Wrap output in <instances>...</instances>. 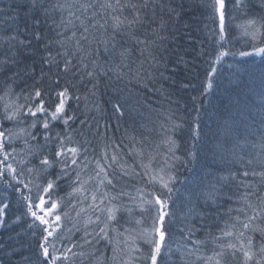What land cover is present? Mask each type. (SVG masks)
Here are the masks:
<instances>
[{"label":"snow or ice","instance_id":"snow-or-ice-1","mask_svg":"<svg viewBox=\"0 0 264 264\" xmlns=\"http://www.w3.org/2000/svg\"><path fill=\"white\" fill-rule=\"evenodd\" d=\"M230 3L233 7L241 6V0H230ZM173 5L174 0H45L43 3L41 0H29L31 11L41 12L45 16V23L49 17L52 18L51 28L58 39L46 40L45 49L49 50L53 43L60 47L61 51L56 53V57L62 58L64 72L76 67L72 63L73 58H77L76 53H82L77 62L84 69L88 67L84 63L85 56L95 55L96 58L91 60L92 70L87 72V78L91 82L88 91L96 96L103 79L105 91L112 89L115 94L109 102L117 121L126 111L135 110L133 100L135 104L140 103L139 98L134 97L132 90L128 89V84L133 82L145 88L151 82L159 95L168 99L170 104L174 103L171 101V94L157 83L160 79L171 77H164L163 72L155 71L161 67L160 57L169 51L163 42L175 43V33L171 38L168 35L169 23L174 24L180 19L183 5ZM203 7L209 10L207 15L212 24H216L218 20V31L217 28L205 26L208 47H201L199 51L206 64L200 92L207 95L214 89V78L218 76V67L222 65L225 57L264 56V46H261L264 41L252 43V51H231L225 28L226 0H204ZM126 10L130 11V16ZM57 14L59 20L55 18ZM33 23L36 25L39 21ZM242 27L246 36L257 41L264 37V15L259 20L248 19ZM22 34L27 36L28 28L22 29L19 26L17 17L11 14V10H0V190H11L16 199L19 215L15 217L14 223L23 219L33 230V234H40L37 241L39 255L35 258V264H56L61 259L55 255L56 244L67 239L60 229L63 227L62 217L69 216L68 208L76 210L77 218L81 213H89L84 220L82 239L85 243H91L87 239L91 236L97 243L103 240L111 244L109 233L116 231L123 214L125 223L136 225L135 229L125 228V232H136L135 237L125 240V243L128 239L132 240L130 250L134 253L142 252L137 241L149 248L147 257L140 255L136 259H146L149 264H157L160 258V264H164L161 258L162 249L165 256H170L172 252L170 229L175 223L176 213L173 208L177 203L173 200V194L178 191L175 188L176 165H190L199 158L196 150L199 147L197 142L202 138V129L197 123L199 110L193 104L196 115L192 124L195 127L192 124L188 126L192 133V147L186 153L191 159L186 160L176 154L178 145L173 136L183 128V118L173 119L175 110L171 107L168 109L169 115L166 119L170 127L166 129L169 134L163 141L167 145L163 166L154 170L151 168L152 160L147 164L142 161L140 167L144 169L143 175L148 178L152 187L137 188L133 195L124 188H118L114 179L140 173H136L135 168L125 163L117 165L120 177L110 176L109 170H113V165L117 162L115 152L109 156L107 151H103L100 159H89L87 153L91 141L87 138L76 141L73 139L75 130L69 131L70 121L75 123L77 120L69 101H76V106L79 107L81 96L70 92L69 86L60 85L58 78L52 80V84L57 86L53 91L37 86L43 81L44 70L41 68L37 74L35 62H26L25 57L34 55L31 51L33 40L39 42L45 38L38 31H32L31 39L28 40L21 39ZM117 36L124 38L123 41L117 40ZM69 44L74 48L71 56L68 52ZM101 52L105 54L103 60L100 59ZM133 52L138 54L139 59ZM56 57L48 51L47 56L42 58L49 65V72L53 64L59 66ZM177 59L179 63H187L182 57ZM145 60L148 62L147 67ZM83 79L81 77V82ZM29 80L32 81L30 90ZM120 81H126L123 87L118 83ZM14 86L20 87L21 91L15 92ZM53 94L56 100L46 107L47 100ZM83 99L85 119L80 120V124H87L92 128L88 124L87 113L92 109L88 107L87 95ZM192 99L195 101L199 97L194 96ZM93 107L97 115L103 118V106L97 101ZM91 119L96 121L93 134H98L100 120L96 117ZM56 122L64 126L63 133L56 131ZM119 126L117 123L116 127ZM107 127L106 125L105 133ZM80 135L83 137V132ZM227 138L226 132L225 139ZM17 141H22L23 144L19 152ZM252 147L259 148V152L250 154L247 159L238 157L240 168L227 169L225 175L224 169L210 167L181 194L183 199L179 203L182 206L181 231L184 247L187 248L190 243L192 248L189 251L196 254L197 259L204 258L209 264H229V257L236 260L239 256V264H264V191L261 190L264 186V156L261 155L264 153V133H261L260 143L253 144ZM130 151H134L137 156L142 155V150ZM226 151L224 142L217 138L213 146V156L224 160ZM24 153V158L16 162L18 166H14L9 158L15 159L17 155ZM256 164L262 170L256 171L252 168L249 171V166ZM89 165H94V168L91 173L84 175L88 172ZM61 182L67 183L70 188L66 194L67 206L65 197L59 195ZM233 185L236 189H243L235 200L230 195ZM5 200L6 197H0V226L5 223V210L9 207ZM222 200H233L240 206L229 207V220H225L218 229V234L212 236L213 254L205 256L201 248L207 241L193 239L200 229L192 224V220L198 218L203 226L205 221L212 219L209 208H219ZM134 212L139 215L133 216ZM91 225L95 227L89 230ZM73 228L80 231L75 225ZM68 231L72 232L73 229ZM71 251V247L64 249L65 261L69 259L67 253ZM121 251L118 246L112 248V264H116ZM103 260V256L99 257L97 264H102ZM26 264H33L32 259L29 258ZM125 264L132 262L129 260Z\"/></svg>","mask_w":264,"mask_h":264},{"label":"trees","instance_id":"trees-1","mask_svg":"<svg viewBox=\"0 0 264 264\" xmlns=\"http://www.w3.org/2000/svg\"><path fill=\"white\" fill-rule=\"evenodd\" d=\"M41 2L43 3L45 0H41ZM133 2H136V0H133ZM179 5H183V8L180 9V19L174 24L172 22L169 23L168 35L171 38L172 34L175 33V43L163 42L169 51L160 57L161 67L155 70L156 72H163L164 77H171V79H160L157 83L162 85L167 93L171 94V101L174 103L170 104L168 99L159 95L156 87L151 82L146 88L133 82L128 84V89L132 90L134 97L139 98L140 103L135 104L133 100L135 110L126 111L125 115L117 121V116L112 114V105L109 102L114 98L115 94L112 89L105 91L103 79L96 96L91 95L88 91L91 87V82L87 78V72L92 70L91 60L96 58L95 55L91 57L85 56L84 63L88 67L84 69L77 62V58L82 53H76L77 58L72 60L76 67L64 72L62 58L56 57V53L61 51L60 47L53 43L49 50L45 49L46 40L58 39L55 31L51 28L52 18L49 17L45 23V16L41 12L33 13L31 11L29 0H0V10H11V14L17 17L19 26L22 29L24 27L28 28L29 34L27 36L22 34L21 39H31L32 31L40 32L45 38L39 42L33 40L31 51L34 52V55L25 57L26 62H35L37 74H39L41 68L44 70L43 81L37 86L53 91L57 86L52 84V80L58 78L60 85L69 86L70 92L81 96L79 107L76 106V101H69L71 110L77 116L75 123L70 121L71 128L69 131L75 130L73 131V139L76 141H81L84 138L91 141L89 152L87 153L89 159H100L103 151H107L109 156L115 152L117 162L113 165L114 172L109 170L110 176L120 177V170L117 165L125 163L135 168L136 173H140V175L133 173L131 177L124 176L119 180L114 179V183L118 184V188H124L135 195L137 188L152 187L148 183V178L143 175L144 169L140 167V164L142 161L147 164L149 160H152V169L155 170L163 166L162 162L167 154V145L163 141L169 134L166 129L170 125L166 117L169 115L168 109L170 107L175 110L173 119L180 120L183 118L184 121L183 128L173 134L178 145L176 154L186 160L191 159L186 153L192 147V133L189 131L188 126L195 119L196 114L193 112V104H195L199 110L197 123L200 124L202 129V138L197 142L199 147L196 149L199 153V158L190 165L179 163L176 165L175 174L177 180L175 188L178 191L173 194V200L177 203L173 208L176 213L175 223L170 229L172 233V252L170 256H165L164 249H162L161 258H163L164 264H209L204 258L197 259V255L189 251L192 248L190 243L187 248L184 247V237L181 231L183 224L180 225L182 222V206L179 201L183 199L181 194L191 187L193 181L206 169L210 167L224 169V174L227 175V169L240 168L238 157L243 156L247 159L250 154L259 152V148L253 149L252 145H258L261 140V133H264V56L253 55L246 58L239 55L229 56L227 58L229 64L224 62V64L230 65L227 67V70H229L228 78L225 79V71L224 76L222 75L215 79L214 89L207 95H202L200 89L202 87L201 82L204 80L206 64L204 63L205 58L199 55V51L201 47H208V36L206 35L205 26L217 28L218 31V20L216 24H212L208 19L207 13L209 10L203 7L204 0H174L173 6ZM157 11L159 12V9ZM126 12L129 16L131 15L129 10H126ZM262 15H264V0H241L240 7H233L230 0H226V36L232 43L238 39L237 47L232 50L233 52L252 51V43L264 41V37L258 38L257 41H252L250 36L242 33V26L246 25L248 19L259 20ZM55 18L59 20V15L57 14ZM165 19H168V17L165 16ZM34 21H39V24L34 25ZM251 30L250 28L249 31ZM123 39L117 36V40L122 42ZM261 46H264V44ZM48 51H51L52 56L59 61V66L53 64L50 72L49 65L42 60L43 57L47 56ZM73 51L74 48L69 44V56L72 55ZM133 55L139 59L137 53L133 52ZM104 56L105 54L101 52L100 59L103 60ZM177 57H182L187 63H179ZM145 66H148L147 60H145ZM173 69L175 70L173 71ZM73 73L78 74L74 75ZM250 74L254 77H251ZM81 77H84L83 82H81ZM118 83L123 87L126 81ZM31 85L32 81L29 80V90ZM14 91L19 93L21 88L14 86ZM254 92L256 93V98L252 96ZM85 95H87L88 107L92 109L87 113L88 124H91L92 128H89L87 124H80V120L85 119V100L83 99ZM194 96L199 97V99L193 101L192 97ZM55 100L56 97L53 94L47 100L46 107ZM97 101L103 106V118L97 115L93 107ZM21 102H23L22 97ZM212 104L216 105V109L213 110ZM92 117L100 120V132L98 134H93L96 121L91 119ZM117 123L120 125L119 128L116 127ZM106 125L108 127L105 133ZM192 127L194 128L195 125L192 124ZM255 130L259 133L252 135L251 133ZM56 131L63 133L65 128L62 124L56 122ZM81 132L84 134L83 137L80 135ZM226 132L228 133L227 139H225ZM217 138L224 142L227 149L224 160H220L218 156H213V146ZM203 143L209 146H205ZM16 146L19 152L23 147L22 141H17ZM132 149L142 150V155L137 156L134 151H130ZM24 155L26 153L17 155L15 159L12 157L9 159L14 166H18L16 162L24 158ZM261 155L264 156V153H261ZM93 168L94 165H89L88 172L84 173V175L91 173ZM252 168H255L256 171L262 170L258 164L249 166V171ZM128 171L131 172V169H128ZM25 176H27V173H25ZM249 179L251 180L252 178L249 177ZM256 179L258 182L259 177ZM67 187H69L67 183L61 182L59 192H64ZM261 190L264 191V186L261 187ZM242 191L243 189H236L233 185V190L230 193L233 196V200ZM0 197H6L5 202L9 203V207L5 210V223L0 226V264H26L29 258L35 264V258L39 255V248L37 247V241L40 237L39 232L33 234V230L28 227L27 222L23 219L19 223H14L15 217L19 215V212L17 211L16 199L11 194V190H0ZM124 199L127 200V197H124ZM233 200H222L219 208L215 206L209 208L212 213V219L205 221L203 226L198 218L192 220V224L200 229V231L195 233L193 239L207 241L201 248V252L205 256L213 254L212 236L218 234V229L223 226L225 220H229L227 214L229 207L240 206L235 204ZM77 208L79 207L77 206ZM67 210L69 217L76 216V210L71 208ZM72 213L75 215H72ZM235 214L233 213V215ZM138 215V212L133 213V216ZM62 225L60 232L65 233L67 239H64L63 243L57 242L56 244L55 255L61 257L60 262L56 264H97L95 262L100 254L105 256L103 264H112V262L106 263V260L112 256V248L118 246L122 251L123 249L126 250L132 245L131 239H128L127 243H125L126 238L136 236L135 231L125 232V228L135 229L136 225L135 223H125L123 214L120 216V224H117L116 231H110L109 233V237L112 240L111 244L103 240L97 243V240L91 236L87 238L91 240V243H85L84 239H82L83 231L81 227L75 225L80 229V231H75L69 221L62 223ZM68 229H73V231L69 232ZM207 233H211V235H207ZM117 240L119 245H117ZM137 243L140 244L141 255L144 256L148 252V250L145 252L144 249L147 248V245L139 241ZM165 243H168V238H166ZM73 244L76 246L72 247ZM69 247L72 248V251L67 253L69 259L65 261L63 259L64 249ZM51 251L52 249L50 248ZM134 255H132L133 262L149 264L146 259L137 260L138 254L137 256ZM144 257H147V255ZM119 259L121 258L118 257L117 261L121 262ZM239 261V256H237L236 260H232L229 257V264H239ZM157 264H160V258H158Z\"/></svg>","mask_w":264,"mask_h":264},{"label":"rangeland","instance_id":"rangeland-1","mask_svg":"<svg viewBox=\"0 0 264 264\" xmlns=\"http://www.w3.org/2000/svg\"><path fill=\"white\" fill-rule=\"evenodd\" d=\"M242 29V28H241ZM242 33H244V29H242ZM157 167V166H156ZM68 191H70V188L69 187H67L66 189H64V192H59V195L60 196H63V197H65V200H66V204H65V206H67V196H66V194H67V192ZM78 207H79V205H77ZM86 206V205H85ZM73 210V209H72ZM77 210H78V208H77ZM72 215H75V214H73L72 213ZM89 215V213H87V212H84V213H81V215H80V217H76V216H72V217H62V221H61V223H65L66 221H69V223H71V225H77V226H79V227H81V230L82 231H84V220L86 219V217ZM93 227H95V225H91L90 227H89V230H91V228H93ZM57 235H58V233H57ZM52 239V238H51ZM132 246V245H131ZM131 246H129V248H127L126 250H124L123 249V251H121L119 254H118V257L119 258H121V259H119V260H121V262L120 261H117L116 263H125V262H127V261H129V260H131V262H132V264H142V263H135V262H133L132 261V255H134L135 253L134 252H132L130 249H131ZM145 249V252L148 250V252H146V254H144V256L145 255H149V248H148V246H147V248H144ZM137 254H138V256H140L141 255V253H136L135 255L137 256ZM134 255V256H135ZM101 256H103L102 254H100V256L99 257H101ZM98 257V258H99ZM104 258H105V256H103ZM110 259V258H109ZM106 260V263H109V262H112L111 260ZM61 260V259H60ZM60 260H57L56 261V263H58V262H60ZM95 263H97V261L95 262ZM61 264V263H60ZM103 264V263H102Z\"/></svg>","mask_w":264,"mask_h":264},{"label":"bare ground","instance_id":"bare-ground-1","mask_svg":"<svg viewBox=\"0 0 264 264\" xmlns=\"http://www.w3.org/2000/svg\"><path fill=\"white\" fill-rule=\"evenodd\" d=\"M238 40V39H237ZM237 40H235L233 43L232 42H230V49H231V51L234 49V48H236L237 47ZM242 43V42H241ZM229 57V56H228ZM228 57H225L224 58V62H227V58ZM241 57V56H240ZM244 58H246V57H244ZM224 62L222 63V65L221 66H219L218 67V76H216L214 79H216V78H218V77H220V76H224L225 75V71H226V77H225V79H227L228 78V73H229V70H227V67H229L230 65H226V64H224ZM227 64H229V62H227ZM234 66V65H233ZM233 66H231V67H233ZM234 68H237V67H234ZM251 75V74H250ZM249 75V76H250ZM251 77H254L253 75H251ZM252 96L254 97V98H256L255 96H256V93L254 92V93H252ZM212 106H213V110L214 109H216L215 107H216V105L214 106L213 104H212ZM259 132L258 131H253L251 134L252 135H255V134H258ZM205 146L207 145V146H209L208 144H205V143H203ZM207 150H209V149H207ZM209 151H211V150H209ZM213 158V157H212ZM195 176H197V175H195ZM183 224V222H181V224L180 225H182Z\"/></svg>","mask_w":264,"mask_h":264}]
</instances>
